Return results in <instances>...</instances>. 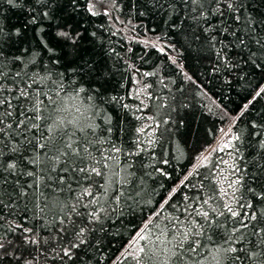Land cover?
<instances>
[{"label":"snow or ice","instance_id":"obj_1","mask_svg":"<svg viewBox=\"0 0 264 264\" xmlns=\"http://www.w3.org/2000/svg\"><path fill=\"white\" fill-rule=\"evenodd\" d=\"M0 4L24 16L18 27L0 13V264H92L88 250L101 249L97 233L106 234L126 207L143 201L145 181L137 162L157 143L149 138L145 144L144 137L156 135L146 129L159 127H136V147L126 148L125 130L106 108L124 98L109 90L115 72L96 51L103 47L96 44L97 32L77 17L81 12L110 16L98 5L116 11L119 5L117 0ZM142 7L159 13L173 29L187 28L190 42H206L225 67L247 65L264 73V0H143ZM259 98H264V86L240 115ZM251 127L259 130L253 133L258 154L252 158V184L248 168L238 163L245 159L239 154L242 136L230 124L204 156L207 161L212 152H227L231 160H221L225 167L217 168L215 186L206 189L201 179L197 187L191 178L199 173L189 172L150 210L120 264H264V183L257 184L264 180V124ZM154 170L167 175L159 167ZM182 187L198 194L185 193L183 202H173ZM245 192L250 199L245 200Z\"/></svg>","mask_w":264,"mask_h":264},{"label":"trees","instance_id":"obj_2","mask_svg":"<svg viewBox=\"0 0 264 264\" xmlns=\"http://www.w3.org/2000/svg\"><path fill=\"white\" fill-rule=\"evenodd\" d=\"M117 4L119 11L109 5L110 16L89 17L81 12L77 17L85 18L89 31L97 32L96 44L103 47H96V51L104 54V59L115 72L109 90L111 94L124 98L119 103L106 105V108L115 123L124 128L122 140L126 148L136 147L132 143L136 127L142 124H159V127L146 129L156 135L144 137L145 144L149 138L157 143L149 146L137 162L139 174L144 176L145 181L143 201L140 205L126 207L122 218L106 234L97 233L101 237V249L88 250L92 264L97 260L104 264H120L122 252L133 240L136 229L148 218L150 210L158 207L171 188L184 180L189 172L199 173L191 178L197 187L201 179L206 189L215 186L217 168L225 167L221 160L231 163L227 152H212L209 160L197 165L194 163L232 120L234 132L242 136V141L238 142L239 154L245 159L238 163L248 168V182L252 184L256 171L252 167V158L258 154V138L253 133L259 130L252 129L251 125L253 122L264 124V98L257 99L240 115L243 105L251 99L255 90L264 86V73L247 65L242 70L225 67L206 42L191 43L187 28L177 30L163 24L159 13L142 7L143 0H117ZM133 4L135 7H132ZM100 7L105 6L98 5ZM140 11L146 14L140 16ZM0 13L6 15L13 25L19 27L24 24V16L18 9L0 4ZM27 35L30 38L31 31ZM159 48H164V52ZM109 50H114L110 57L107 55ZM145 72L154 75L144 76ZM145 85H149L147 91L137 96ZM124 104L129 107H122ZM138 106L143 111H137ZM136 116L145 119L137 120ZM237 116L238 120L235 119ZM164 120H169V123L164 124ZM260 138L264 139V134ZM165 159L167 164L163 163ZM201 164L204 166L201 167ZM156 167L167 175L156 172ZM145 172L151 175H144ZM261 183L264 180L257 181V184ZM185 193L198 194L196 189L182 187L173 202H183ZM244 197L248 200L251 194L245 192ZM148 200L151 204L145 203ZM111 224L112 221H108L106 229ZM116 232L119 235H115Z\"/></svg>","mask_w":264,"mask_h":264},{"label":"rangeland","instance_id":"obj_3","mask_svg":"<svg viewBox=\"0 0 264 264\" xmlns=\"http://www.w3.org/2000/svg\"><path fill=\"white\" fill-rule=\"evenodd\" d=\"M102 6H105V7H100L99 8V10H105L106 8L107 9H109L110 10V8H109V5H102ZM233 122V120L232 121H230L226 126H224L222 129H227L228 128V126L231 124ZM220 136H221V131H220V133H219V135H218V137L216 138V141L213 143V144H211L209 147H207L202 153H201V155L198 157V159L196 160V162L194 163V165H197L198 163H200V162H203L204 161V156L206 155V154H208L215 146H216V144H217V140L220 138ZM132 241V240H131ZM130 241V242H131ZM130 244V243H129ZM128 244V245H129Z\"/></svg>","mask_w":264,"mask_h":264}]
</instances>
